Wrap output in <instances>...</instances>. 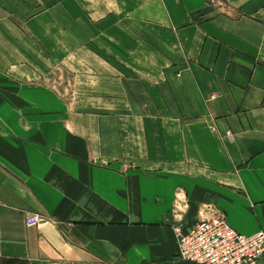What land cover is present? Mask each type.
<instances>
[{"label": "crops", "instance_id": "obj_1", "mask_svg": "<svg viewBox=\"0 0 264 264\" xmlns=\"http://www.w3.org/2000/svg\"><path fill=\"white\" fill-rule=\"evenodd\" d=\"M211 218L264 231V0H0V257L195 264Z\"/></svg>", "mask_w": 264, "mask_h": 264}, {"label": "built area", "instance_id": "obj_2", "mask_svg": "<svg viewBox=\"0 0 264 264\" xmlns=\"http://www.w3.org/2000/svg\"><path fill=\"white\" fill-rule=\"evenodd\" d=\"M29 224L47 223L41 216L28 218ZM180 257L195 264H258L264 257V231L245 235L224 218L179 224L174 228Z\"/></svg>", "mask_w": 264, "mask_h": 264}, {"label": "rangeland", "instance_id": "obj_3", "mask_svg": "<svg viewBox=\"0 0 264 264\" xmlns=\"http://www.w3.org/2000/svg\"><path fill=\"white\" fill-rule=\"evenodd\" d=\"M62 87H64L63 85H62ZM61 92H62V94H63V96L64 97H67V98H69V91L68 90H61ZM38 216H41L42 218H43V220H45L47 223H49L50 222V224H52L54 221H53V218L52 217H47V216H44V215H40V214H37ZM47 223H45V224H47ZM7 258H2V257H0V260H6ZM27 261H25V260H22V262L20 263V264H27L26 263Z\"/></svg>", "mask_w": 264, "mask_h": 264}, {"label": "trees", "instance_id": "obj_4", "mask_svg": "<svg viewBox=\"0 0 264 264\" xmlns=\"http://www.w3.org/2000/svg\"><path fill=\"white\" fill-rule=\"evenodd\" d=\"M22 262L21 259L17 258H7L6 260H0V264H20ZM28 264V262H26Z\"/></svg>", "mask_w": 264, "mask_h": 264}]
</instances>
